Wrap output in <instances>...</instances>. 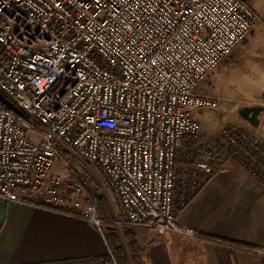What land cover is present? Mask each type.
Returning <instances> with one entry per match:
<instances>
[{
    "label": "built area",
    "instance_id": "obj_1",
    "mask_svg": "<svg viewBox=\"0 0 264 264\" xmlns=\"http://www.w3.org/2000/svg\"><path fill=\"white\" fill-rule=\"evenodd\" d=\"M257 18L247 0H0V196L101 232L83 169H56L65 151L98 164L117 226L193 234L177 210L229 153L264 181V146L205 139L193 115L218 107L198 87Z\"/></svg>",
    "mask_w": 264,
    "mask_h": 264
},
{
    "label": "crops",
    "instance_id": "obj_2",
    "mask_svg": "<svg viewBox=\"0 0 264 264\" xmlns=\"http://www.w3.org/2000/svg\"><path fill=\"white\" fill-rule=\"evenodd\" d=\"M248 4L258 20L223 62L231 78L225 87L249 104H260L264 0ZM176 223L193 234L133 226L145 264H264V183L240 164L223 163L177 213ZM107 252L102 232L86 219L0 196V264H50Z\"/></svg>",
    "mask_w": 264,
    "mask_h": 264
},
{
    "label": "rangeland",
    "instance_id": "obj_3",
    "mask_svg": "<svg viewBox=\"0 0 264 264\" xmlns=\"http://www.w3.org/2000/svg\"><path fill=\"white\" fill-rule=\"evenodd\" d=\"M248 3V0H247ZM255 13V12H254ZM256 14V13H255ZM257 15V14H256ZM258 17V15H257ZM258 20V18L253 22V24ZM253 26V25H252ZM252 30V28H251ZM251 33V31H250ZM249 33V34H250ZM247 35V37L249 36ZM243 39L240 41L237 45L239 46L241 43H243L246 39ZM235 47V48H236ZM227 57H225L208 75L204 78V80L200 83L198 89L203 92L211 93L216 96L222 97V100L220 101L217 108H205L203 110H194L193 115L194 117L200 122L201 125V135L205 137V139H216L223 135L224 133L234 132V130H239L240 132H245L247 135L255 138L258 143H260L262 146H264V141L261 140L258 131L261 132V136L264 137V112L262 111L260 114V124L256 129L251 128L250 126H246V122L244 123L243 120L237 115L236 108L239 105H247L245 99L238 98L235 96L233 92L230 91V88L225 87V84L231 79L229 73L226 72L229 65L223 64ZM228 75V76H227ZM226 90V91H224ZM255 104V103H252ZM238 121H241L238 123ZM238 124H244L243 127L239 126ZM29 135L33 137V133L29 132ZM78 161L73 164V166L76 168V165H78L80 168L83 169L85 174L88 177V182L91 187V193L96 198L97 196H104L108 198L110 205L112 207V211L114 216H116V208H115V201L113 197H111L109 191L105 187V183L103 181V175L99 173V171L94 168L93 162L87 161L85 159H78L74 157ZM226 162H234L237 164H240L242 166V163L239 162L236 157L229 153L226 158ZM64 160L60 157L59 161L56 165V169L62 173L64 177L69 176V173L67 171L66 166H63ZM244 167V166H242ZM245 168V167H244ZM248 172L249 169L245 168ZM251 173V172H250ZM259 174H256L258 179L263 181ZM264 182V181H263ZM94 189V190H93ZM96 191V192H95ZM133 226V225H131ZM121 228L120 226H118Z\"/></svg>",
    "mask_w": 264,
    "mask_h": 264
},
{
    "label": "trees",
    "instance_id": "obj_4",
    "mask_svg": "<svg viewBox=\"0 0 264 264\" xmlns=\"http://www.w3.org/2000/svg\"><path fill=\"white\" fill-rule=\"evenodd\" d=\"M60 156L65 162L68 163L69 169H67V171L69 172L70 176L74 178L75 174H74L73 164H75V162H77L78 160L65 151H61ZM188 157L189 155L185 152H181L179 154L180 160H186L188 159ZM92 164L94 165V168H96L101 174L98 164L97 163H92ZM213 174L208 175L205 179V182H207L212 177ZM192 197H190L186 201L185 205L192 199ZM28 203L41 206V202L37 198L30 199ZM94 204L96 206L97 216L100 219L102 235L107 244L109 254L112 256L116 264H145L143 258L144 250L141 247L134 233L133 226L128 224L121 225L120 226L121 228L117 226V224L114 222L115 216L113 214L112 207L110 205L108 198L104 196H97L95 198ZM183 207L179 208L177 212H179ZM56 211L74 213L72 209H69L67 207H59L56 209ZM109 254L106 253L105 255L98 258H84V259H76L72 261L78 264H83L85 262L95 261L100 258L110 260ZM65 262L66 261L52 262L50 264H63Z\"/></svg>",
    "mask_w": 264,
    "mask_h": 264
},
{
    "label": "water",
    "instance_id": "obj_5",
    "mask_svg": "<svg viewBox=\"0 0 264 264\" xmlns=\"http://www.w3.org/2000/svg\"><path fill=\"white\" fill-rule=\"evenodd\" d=\"M263 111L261 104L239 105L236 108L237 115L251 128L256 129L260 123V114Z\"/></svg>",
    "mask_w": 264,
    "mask_h": 264
}]
</instances>
